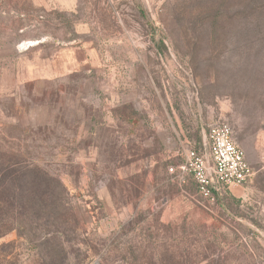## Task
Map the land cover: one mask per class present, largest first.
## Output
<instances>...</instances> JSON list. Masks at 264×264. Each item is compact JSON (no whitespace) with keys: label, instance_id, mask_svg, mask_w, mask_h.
I'll list each match as a JSON object with an SVG mask.
<instances>
[{"label":"rangeland","instance_id":"obj_1","mask_svg":"<svg viewBox=\"0 0 264 264\" xmlns=\"http://www.w3.org/2000/svg\"><path fill=\"white\" fill-rule=\"evenodd\" d=\"M204 3L0 0L3 164L68 202L0 264H264V38L210 33ZM219 123L251 176L211 202L171 169Z\"/></svg>","mask_w":264,"mask_h":264},{"label":"trees","instance_id":"obj_2","mask_svg":"<svg viewBox=\"0 0 264 264\" xmlns=\"http://www.w3.org/2000/svg\"><path fill=\"white\" fill-rule=\"evenodd\" d=\"M204 1L197 12L198 15H205L202 21H206L202 24L210 33L219 34L220 29L228 31L233 26L231 29L237 31L231 33L247 38H264V0ZM222 22L224 25L228 22V25L224 28ZM5 157V153L0 151V237L17 231L19 236L30 240L38 228L46 224L54 225L52 217L57 223L66 222V215L49 213L59 203L68 204L61 195L55 197V194L59 195V189L63 190L61 184H53L47 173L34 166L17 163L16 167L7 166L3 164ZM59 234V231L52 233L55 239ZM60 250L64 252L63 247ZM59 254V251L53 250L50 256L58 258Z\"/></svg>","mask_w":264,"mask_h":264},{"label":"built area","instance_id":"obj_3","mask_svg":"<svg viewBox=\"0 0 264 264\" xmlns=\"http://www.w3.org/2000/svg\"><path fill=\"white\" fill-rule=\"evenodd\" d=\"M182 164L175 172L180 184L191 177L204 199L222 201L232 186H243L250 178V168L244 151L235 140L234 129L226 123L211 125L204 137L202 149L186 145Z\"/></svg>","mask_w":264,"mask_h":264}]
</instances>
